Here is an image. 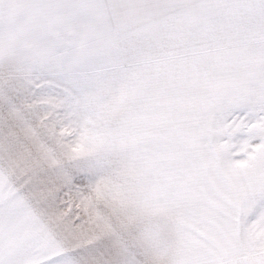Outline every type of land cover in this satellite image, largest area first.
Masks as SVG:
<instances>
[{
    "label": "snow or ice",
    "instance_id": "snow-or-ice-1",
    "mask_svg": "<svg viewBox=\"0 0 264 264\" xmlns=\"http://www.w3.org/2000/svg\"><path fill=\"white\" fill-rule=\"evenodd\" d=\"M0 264H264V0H0Z\"/></svg>",
    "mask_w": 264,
    "mask_h": 264
}]
</instances>
